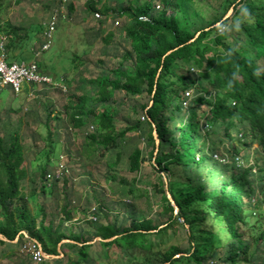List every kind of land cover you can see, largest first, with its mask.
Wrapping results in <instances>:
<instances>
[{"label":"trees","instance_id":"16d2710c","mask_svg":"<svg viewBox=\"0 0 264 264\" xmlns=\"http://www.w3.org/2000/svg\"><path fill=\"white\" fill-rule=\"evenodd\" d=\"M161 1L163 7L155 10L153 0L120 8L101 4V0H86L88 14L100 13L98 33L105 29L109 15L126 19L120 30L129 46L110 73L95 77L93 102H106L116 91L137 95L143 90L150 102L142 105L143 121L117 130L112 107H87L89 96L81 93L71 101L70 118L73 127L79 128L85 123L83 114L89 111L91 125L85 143L100 155L119 149L126 133H143L142 125L146 126L147 153L157 171L144 184H150L158 195V213L165 215L162 222L132 217L128 223L116 224L106 218L94 235L116 236L93 243H86L89 239L80 232L65 233L59 225L44 224L42 219L36 226L26 207L16 203L24 197L19 181L25 172L21 144L12 134L7 146L0 137V233L9 240L17 236V240L0 239V258L23 247L27 239H36L45 253L59 255L57 244L66 238L72 241L60 244L61 256L34 264H90L93 260L88 248L92 244L107 252L116 247L126 257L136 247L161 248L160 264H264L263 219L250 220V211L256 208L251 197L263 177L259 175L256 182L253 170L257 167L263 173L262 159L249 165L244 161L236 167L233 159L222 164L204 151L207 144L215 148L221 141L232 146L236 141L246 146L257 142L264 152V0H225L222 15L195 29L175 15L190 0ZM166 6L175 7V11ZM72 8L68 2V11ZM228 8H232L231 15L222 19ZM245 8L250 17L243 15ZM220 26L225 28L219 32ZM6 36L9 59L19 54L20 44L11 39L7 45ZM189 91L191 95L186 93ZM141 154L139 147L128 153L130 171H140ZM163 169L167 171L164 175L157 173ZM44 173L45 169L41 171L43 178ZM134 191L135 187L127 186V196ZM70 205L69 200L64 204L65 216L59 223L70 219ZM176 228L183 231V246L172 241ZM250 229L258 233H247ZM169 230L173 233L170 237ZM66 247L74 249L76 261L70 262Z\"/></svg>","mask_w":264,"mask_h":264},{"label":"rangeland","instance_id":"374dc122","mask_svg":"<svg viewBox=\"0 0 264 264\" xmlns=\"http://www.w3.org/2000/svg\"><path fill=\"white\" fill-rule=\"evenodd\" d=\"M59 1L0 0V35L8 34L7 45L11 39L20 44L19 54L8 60H35L41 70L53 78L51 84H23L17 92L9 85L0 86V137L7 146L9 136L16 134L22 147L20 159L25 173L19 181V187L24 197L16 200V203L26 207L34 217L36 226L42 219L44 224L50 222L53 226L59 225L60 230L65 233L80 232L89 240H93L96 227L106 222V218L116 224H125L132 217H152L154 223H160L165 215L158 213V195L153 192L150 184H144L146 178L152 180L157 171L151 166L154 163L153 157L147 153L144 132L146 126L142 125L143 133H126L119 149L100 155V151L91 152L85 143V135L91 125L89 111L83 114L85 123L79 128L73 127L70 118L72 99L81 93H87V107H112L117 130L139 120L143 121L142 105L150 102L144 90L137 95L116 91L108 101L98 104L93 102V96L91 97L95 77L101 73H110V69L121 61L120 55L129 50L120 30L126 19H115L109 15L105 19V29L98 33V20L93 14L87 13L86 0H68L73 4V8L71 11H65L66 19H59L53 32L52 45L39 56H35L30 47L42 40L43 21L51 9L49 7ZM101 1V4L120 8L144 0ZM153 4L155 10L163 7L161 0H153ZM224 4L225 0H190L185 2L175 15L182 23L187 22L195 29L222 15ZM166 7L172 12L175 11V7ZM229 10L230 8L225 14ZM230 15L231 13L228 16ZM115 20L118 21L117 25L113 23ZM13 27L16 28L15 32H8ZM224 28L220 26L218 31H223ZM113 32L114 34L109 36ZM191 94L189 91L188 95ZM234 142L232 146L226 141H221L215 148L207 144L204 151L222 164L233 159L236 167L241 166L244 161L249 165L262 159L263 173H260L257 167L253 170L256 182L260 179L259 175L262 174L263 177L262 185H255V192L251 197L252 205L256 208L250 211V220L262 217L264 229L263 149L257 142L249 146ZM135 147L142 150L139 172L128 169L127 155ZM60 155L66 161L69 173L59 180H54L51 172ZM195 158H200V154ZM113 161L116 163L111 167ZM43 169L46 175L44 178L41 174ZM211 171L208 170V173ZM166 172L163 169L157 173L164 175ZM127 186L135 187L130 197L127 196ZM176 187L173 183L172 188ZM144 189L148 192L144 193ZM68 200L71 201L67 211L70 219L59 223L65 216L63 206ZM23 232L27 236L26 231ZM247 233L257 234L258 230L250 229ZM172 234L169 230L168 237ZM29 241L25 240V247H16L13 254L0 258V264H34L28 256ZM172 241L185 245L182 229L176 228ZM68 242L71 241L62 243ZM96 245L92 244L88 248V254L93 260L90 264H160L161 261V248L136 247L127 252L130 256L126 257L120 255L116 247L107 252ZM65 251L69 254L70 262L77 260L73 248L66 247Z\"/></svg>","mask_w":264,"mask_h":264},{"label":"built area","instance_id":"2783aa9c","mask_svg":"<svg viewBox=\"0 0 264 264\" xmlns=\"http://www.w3.org/2000/svg\"><path fill=\"white\" fill-rule=\"evenodd\" d=\"M67 5L68 0H60L59 3L54 4L50 9L46 19L43 21L44 30L42 32V40L37 45L30 47V51L35 56H39L42 51L50 48L52 45L53 32L58 25L59 19L67 18V14H65ZM93 17L95 19L99 18L100 13L94 12ZM113 23L117 25L118 21L115 20ZM6 38V35H0V86L9 85L14 92H17L21 89L23 84L33 86L37 84H51L53 82V78L49 74L43 72L35 60L29 62L24 60H8L5 48ZM68 173L66 161L63 156L60 155L51 172V176L54 180H59L68 175ZM251 200L252 203L253 199ZM23 247H25V245ZM27 248L32 261L40 262L45 258L42 249L32 239L28 242Z\"/></svg>","mask_w":264,"mask_h":264},{"label":"water","instance_id":"95a60500","mask_svg":"<svg viewBox=\"0 0 264 264\" xmlns=\"http://www.w3.org/2000/svg\"><path fill=\"white\" fill-rule=\"evenodd\" d=\"M231 11H232V8H230V10L224 15V17L222 18V19H224V18H226V17H228V15H229V13H231ZM219 22H217V24H218ZM153 134H154V139H155V142L157 143V141H158V139H157V137H156V134H155V132H153ZM167 198L169 199V201H170V203L175 207V209L177 208L176 207V205L174 204V202H173V200H172V198L170 197V195H169V193H167ZM21 232H23V231H21ZM116 235H114V236H112V237H109V238H101V237H99V236H95L94 238H93V240H89V241H87L86 243H93L94 241H97V240H102V241H107V240H109V239H112L113 237H115ZM0 239H2V240H4V241H15V240H17V236L13 239V240H9V239H7L3 234H1L0 233ZM34 242H36L38 245H39V247L41 248V245H40V243L39 242H37V240L36 239H32ZM64 241H72V240H70V239H66V238H64V239H61L59 242H58V244H57V251L60 253L59 255H55V254H47V253H45L43 250H42V252H43V254H44V256H45V258H52V257H59V256H61L62 255V253H61V250H60V244L62 243V242H64ZM78 244H82V243H78Z\"/></svg>","mask_w":264,"mask_h":264},{"label":"clouds","instance_id":"9594fccd","mask_svg":"<svg viewBox=\"0 0 264 264\" xmlns=\"http://www.w3.org/2000/svg\"><path fill=\"white\" fill-rule=\"evenodd\" d=\"M243 11V15H245L246 17H250L251 13L248 12V10L245 8L242 10ZM237 30L239 29V24L236 25ZM229 87H231V84H229Z\"/></svg>","mask_w":264,"mask_h":264}]
</instances>
